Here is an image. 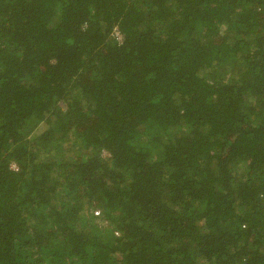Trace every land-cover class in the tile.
<instances>
[{
    "label": "trees",
    "instance_id": "obj_1",
    "mask_svg": "<svg viewBox=\"0 0 264 264\" xmlns=\"http://www.w3.org/2000/svg\"><path fill=\"white\" fill-rule=\"evenodd\" d=\"M0 264H264V0H0Z\"/></svg>",
    "mask_w": 264,
    "mask_h": 264
},
{
    "label": "built area",
    "instance_id": "obj_2",
    "mask_svg": "<svg viewBox=\"0 0 264 264\" xmlns=\"http://www.w3.org/2000/svg\"><path fill=\"white\" fill-rule=\"evenodd\" d=\"M115 37L118 39V41H120L121 38H122L121 35H120V33H118V32L115 33ZM105 156L106 157H110V155L108 153H106Z\"/></svg>",
    "mask_w": 264,
    "mask_h": 264
},
{
    "label": "rangeland",
    "instance_id": "obj_3",
    "mask_svg": "<svg viewBox=\"0 0 264 264\" xmlns=\"http://www.w3.org/2000/svg\"><path fill=\"white\" fill-rule=\"evenodd\" d=\"M106 153H104V156H105Z\"/></svg>",
    "mask_w": 264,
    "mask_h": 264
}]
</instances>
